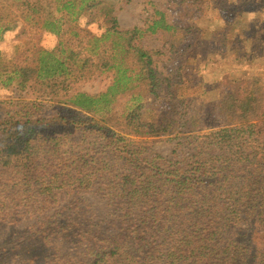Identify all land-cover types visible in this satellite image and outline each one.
<instances>
[{
  "label": "trees",
  "instance_id": "16d2710c",
  "mask_svg": "<svg viewBox=\"0 0 264 264\" xmlns=\"http://www.w3.org/2000/svg\"><path fill=\"white\" fill-rule=\"evenodd\" d=\"M181 1L197 12L168 22L154 9L145 27L121 29L108 0H0V38L16 18L31 17L59 39L29 62L0 63V88L40 92L22 108L5 101L0 110V171L12 169L19 177L22 188L12 192L37 187L42 211L67 188L94 187L106 208L94 214L76 197L37 221L31 236L10 239L8 230L0 264H50L48 254L53 264H264V88L251 87L246 78L227 80L222 96L211 102L215 120L209 122L195 116L208 104L184 97L179 75L159 71L160 52L141 45L143 35L165 33L179 59L206 30L226 45L236 38L229 19L243 0ZM98 17L104 31L96 35L87 26ZM103 75L109 82L100 92L74 87ZM131 93L162 95L165 105L148 121L139 106L115 110L116 99ZM203 129L211 152L184 170L166 168L155 156L138 157L137 150L123 155L120 146L122 132L160 136ZM42 132L45 138L35 146L32 138ZM88 240L93 244L82 247ZM62 243L81 249L74 261L61 252Z\"/></svg>",
  "mask_w": 264,
  "mask_h": 264
},
{
  "label": "rangeland",
  "instance_id": "374dc122",
  "mask_svg": "<svg viewBox=\"0 0 264 264\" xmlns=\"http://www.w3.org/2000/svg\"><path fill=\"white\" fill-rule=\"evenodd\" d=\"M108 1L113 7V13L116 15L121 29H129L134 26L145 27L153 17L154 9L165 12L168 22L184 20L187 15L197 12V6L192 7L188 2L181 0ZM16 14H18V11H16ZM100 19L99 17L96 18L94 22L87 26L93 34L99 35L104 31V22ZM83 20L86 19L81 18L79 22L82 23ZM37 22L31 17L16 18L13 22L15 26L4 32L0 38V63L4 64L8 61L10 63L16 58L25 59L26 62H29L32 57L36 56L38 49H52L58 45V36L39 28ZM229 22L234 26L233 35L235 34L236 38L235 40L228 39L227 46L219 42L210 30H206L198 38L193 48L188 49L185 55L179 57V59L176 58V53L170 51L169 44L165 42V39L169 38L165 33L160 35L145 34L141 38L143 47L160 52L155 60L159 71L163 75H179L182 80L180 93L184 97L195 102L196 106L208 104L206 108H202L198 113H195V116H205L209 122L215 120L211 102L213 103L222 96L227 80L246 78L251 81V87L264 88V0L258 2L256 0H243L239 2ZM237 49H239V56L236 53ZM108 82L109 78L103 75L77 82L74 87L89 93H97L104 90ZM39 96L40 92L32 89V87H28L23 91H17L14 85L0 88V102L4 103H0V110H3L2 107L5 105V101H11L10 104L22 108L23 101H33ZM115 102V110H120L122 106H139L141 118L148 121L162 110L165 105V98L162 95L139 97L136 93H131L117 98ZM207 131V129H203L177 135L160 136L135 135L122 132L124 140L120 141V146L124 145V147H121L122 150H125L123 155H126L128 149L130 151L137 150V153L133 154L138 157L155 156V159L161 164H165L166 168L176 166L184 170L192 164L196 166L199 162H204L202 157H207L209 150L211 152V147L206 143L207 140L201 136ZM44 138L45 134L43 132L36 134L32 138V143L39 146ZM71 139L70 134V141ZM263 150L264 147L261 145L259 152ZM250 151L251 149L247 147L246 152L249 153ZM110 152L109 150L104 157L108 158ZM216 152L218 151L216 150L214 153ZM159 154L160 157H156ZM259 155L260 153L254 158L256 163L252 165V168H256ZM202 165L203 163L199 166ZM18 184L19 177L12 169H2L0 171V215H2L0 222H10L11 219V222H13L7 226V229L0 227V243L4 242L8 230H13L10 239H17L24 232V235L31 236L37 221L47 214L55 213L63 204H70L76 197L84 200V207L91 206L94 214L103 213L106 210L103 198L94 191V187H91L84 192L72 191V188H67V190L58 194L57 203H55L56 201L51 202L49 209L42 211L38 202L42 193H39L38 188L33 187L25 192L15 193L14 190L12 192V188ZM92 244L93 240H88L84 242L82 247ZM61 247V252L69 254L73 261L78 257V252L81 251V249L73 250L65 243H62ZM48 255V259L51 260L50 264H53L54 257Z\"/></svg>",
  "mask_w": 264,
  "mask_h": 264
}]
</instances>
